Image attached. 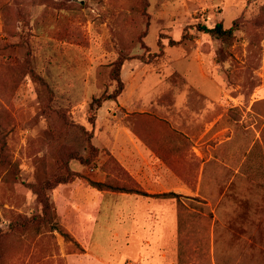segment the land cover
I'll return each instance as SVG.
<instances>
[{"label": "rangeland", "instance_id": "1", "mask_svg": "<svg viewBox=\"0 0 264 264\" xmlns=\"http://www.w3.org/2000/svg\"><path fill=\"white\" fill-rule=\"evenodd\" d=\"M199 96L248 112L246 144L188 129L183 194L142 195L99 128ZM0 264H264V0H0Z\"/></svg>", "mask_w": 264, "mask_h": 264}, {"label": "crops", "instance_id": "2", "mask_svg": "<svg viewBox=\"0 0 264 264\" xmlns=\"http://www.w3.org/2000/svg\"><path fill=\"white\" fill-rule=\"evenodd\" d=\"M202 94L206 96L205 93ZM198 98L200 99L198 106L193 110H184L180 107L156 110L145 108L141 117L144 120L145 117H149L147 121H141V117L137 116L139 113H134L132 114L133 121L122 123L121 128L108 124L102 126L105 128H99L103 138L102 145H111L114 148L118 145L124 148L122 152L129 155L130 173L149 194L170 192L183 194L182 175L178 173V169H181L183 164V152L178 144L182 142L183 134H188L185 131L190 130L192 140L199 146H205L207 142L210 146L213 138L216 139L218 135L223 134L224 143L231 151L228 154L230 161L236 159L235 147L246 144L244 143L246 132L241 127L244 123H252L248 112L243 110V114L240 113L239 117H235L236 113L233 109L236 106H231L218 113L213 103L207 102V98L200 96ZM155 117L161 121L149 120ZM135 118L139 121L135 122ZM221 143L218 142L215 148ZM199 148V154L203 156L204 152L201 147ZM212 158L220 160L210 154L208 160Z\"/></svg>", "mask_w": 264, "mask_h": 264}, {"label": "trees", "instance_id": "3", "mask_svg": "<svg viewBox=\"0 0 264 264\" xmlns=\"http://www.w3.org/2000/svg\"><path fill=\"white\" fill-rule=\"evenodd\" d=\"M198 29L200 31L205 32V33H212V34L217 35L219 37H226V38L231 37L233 35V32H234L233 27L225 28L222 23H218L213 27L199 26ZM185 35L186 34H183L182 38L179 40H175L174 38L169 37V36L161 35L159 42L163 43V39H166L170 46L177 45L185 39ZM122 65H123V60L120 59L118 62L114 63L113 70H112L114 80L117 83V88L111 93L104 92L100 96L94 97L92 99V101L90 103L89 111H90L91 119H93V121L95 120V117H96L98 110L104 105V103H106L107 101H110V100H116L122 94V92L124 90V82L121 78V67H122ZM91 146H92L91 149L96 150V146H94L92 144H91ZM77 159L82 161L83 163L87 162V159H84V157H81V156H77ZM72 173H74V172H72ZM66 179H68V178H66ZM66 179L65 180H59L58 183L60 184V183L68 182ZM140 193L142 195H149L147 192H140ZM154 196H156V197H180L181 195L176 194L174 192H170V193H164V194H156Z\"/></svg>", "mask_w": 264, "mask_h": 264}]
</instances>
